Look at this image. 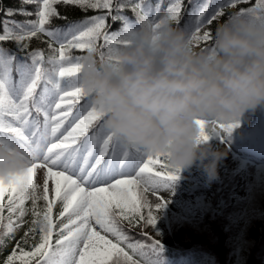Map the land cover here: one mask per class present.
I'll return each instance as SVG.
<instances>
[{
	"label": "snow or ice",
	"instance_id": "1",
	"mask_svg": "<svg viewBox=\"0 0 264 264\" xmlns=\"http://www.w3.org/2000/svg\"><path fill=\"white\" fill-rule=\"evenodd\" d=\"M22 2L40 5L35 13L38 19L12 21L11 27L9 21H3L0 42L12 41L19 52L25 53L27 41L43 34L50 51L47 57L42 50L26 52L21 59L0 47V148L19 150L28 160L22 173L0 178V250L26 223L24 218L31 216L28 230L4 264H155L144 249L155 255L162 250L159 241L147 246L133 243L122 224L154 229L158 217L147 193L160 201L154 206L159 213L166 204L158 193L179 179V171L169 169L159 155L126 145L105 127L103 111L79 87L85 56L73 53L86 50L98 54L100 62L112 61L134 41L139 29H158L161 16L179 24L184 0H169L163 14L162 0L155 4L146 0L122 2L115 9V0ZM59 3L84 11L106 10L108 15L115 11L111 19L122 21L123 27L109 33L108 16L102 14L63 31L52 30L46 25L59 17L54 7ZM250 3L227 0L213 7V0H189L192 10L181 29L194 50L213 53L214 47L207 45H214V37L205 27L222 17L224 8ZM126 8L135 14V22L120 15ZM13 14L12 9L6 12L8 16ZM20 14L32 15L23 9ZM234 14L264 21V0H256ZM101 40L99 47L104 50L98 51L97 42ZM197 123L202 126L201 139L207 143L216 131L209 134L204 122ZM235 126L220 124L217 129L230 135ZM38 169L41 183L36 182ZM29 201L30 208L25 206ZM22 244H30L29 249ZM134 255L141 259H134Z\"/></svg>",
	"mask_w": 264,
	"mask_h": 264
},
{
	"label": "clouds",
	"instance_id": "2",
	"mask_svg": "<svg viewBox=\"0 0 264 264\" xmlns=\"http://www.w3.org/2000/svg\"><path fill=\"white\" fill-rule=\"evenodd\" d=\"M144 27L112 61L85 55L79 87L104 113V125L123 143L161 156L169 169L199 163L217 179L226 152L201 139L220 124L264 109V21L233 14L214 33V52L194 50L187 34L166 16ZM22 152L0 148V178L25 171Z\"/></svg>",
	"mask_w": 264,
	"mask_h": 264
},
{
	"label": "trees",
	"instance_id": "3",
	"mask_svg": "<svg viewBox=\"0 0 264 264\" xmlns=\"http://www.w3.org/2000/svg\"><path fill=\"white\" fill-rule=\"evenodd\" d=\"M252 2H255L256 0H251ZM20 2H22V0H20ZM54 7L56 8L57 12L59 13V17H55V19L60 22L61 20H65V19H81L87 16H92L94 14H99V15H107V11L106 10H81L78 6L76 5H65L63 3H59L54 5ZM27 7L22 8L20 3H16L15 0H0V31L3 32V21H5L4 17H10V19L8 21H14L15 18H19L20 17V10L23 9L25 10ZM8 9H12L13 10V15L8 16L6 15V12ZM216 27V25H215ZM216 29V28H215ZM46 37L42 34H40L38 37L36 38H32L30 41H27L29 47L26 49V52H30V51H34L37 50V48H43L42 51L45 52L46 54H49V47L48 44L45 42ZM5 44L12 49L17 50V46L14 42L12 41H5ZM19 52V51H18ZM21 53V52H20ZM261 109H257L255 112H248L246 113L241 119H239L238 121H233L231 124L232 125H236L235 127H233L231 134L235 133L238 128H241L242 126L246 125L249 123V121L251 119L254 118L255 113L260 111ZM206 132H208L210 134V130L206 127ZM230 134V135H231ZM221 134L218 132V130H216L215 134H212L210 137V143L212 145H216L218 143L223 142V139H221ZM218 229L216 228L215 234H217ZM264 234V232H263ZM262 233L259 232V230L257 228H252L249 231V238L258 241V243L254 246L253 248V253H251L250 255V259L248 261V264H261V257L262 254L264 253V235ZM170 240H179L180 237L178 236H173L169 238ZM221 242L222 240H220V244L216 245V249L217 250H221ZM254 254V257L252 256Z\"/></svg>",
	"mask_w": 264,
	"mask_h": 264
},
{
	"label": "rangeland",
	"instance_id": "4",
	"mask_svg": "<svg viewBox=\"0 0 264 264\" xmlns=\"http://www.w3.org/2000/svg\"><path fill=\"white\" fill-rule=\"evenodd\" d=\"M230 148H228V150L226 152L227 154L224 158L225 163L230 162L233 165H240L241 163H238L239 161L236 158H232L233 147H230ZM241 151H250V150L246 146V147H243L241 149ZM157 167H159V165ZM217 171H218V177H217V179H218L220 174L224 173V171L219 166H218ZM252 179H253V181H256L257 184H262V187L264 188V167H263V170L257 169L256 173L254 175H251L244 168L240 169V174H239L238 181H237V188L235 189L237 197L240 198L239 194L241 193V189L243 188V185L250 183L252 181ZM36 182L37 183L42 182V172L39 169L37 170ZM168 189L169 188L161 190L162 192L158 193L160 199L163 200L166 205L170 206V208L168 210H165L163 208L159 213H156L154 206H155V204L159 203L160 201L157 200L156 195L152 198L153 211H154V214L157 215V217H158L157 220H158L160 225H162L163 222H167L165 219L173 216L177 211H179V205L180 204H184L189 200V196L186 194L179 193L178 188L173 192H168L169 191ZM241 195H243V194L241 193ZM193 205L196 208L198 207L197 202H194ZM220 206H222V207L224 206L223 202L220 204ZM201 209H202V207H198L196 213L200 214ZM218 212H220V210H218ZM20 228L15 232L16 234L18 233ZM242 254H243V249H241L240 252L237 253V255H236L237 259H241Z\"/></svg>",
	"mask_w": 264,
	"mask_h": 264
}]
</instances>
